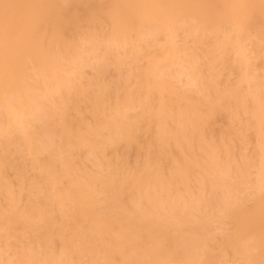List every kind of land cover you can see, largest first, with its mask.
I'll return each instance as SVG.
<instances>
[{"label":"bare ground","instance_id":"obj_1","mask_svg":"<svg viewBox=\"0 0 264 264\" xmlns=\"http://www.w3.org/2000/svg\"><path fill=\"white\" fill-rule=\"evenodd\" d=\"M176 28L203 43L205 76L196 68L194 48L173 41ZM245 32L264 38V0H0V195L7 203L0 210V230L6 241L31 233L23 256L12 261L0 255V264H264V197L256 195L247 209L231 208L253 161L244 160L238 170L222 167L207 144L204 159L194 164L213 175L209 185L224 190L218 196L205 191L204 179L197 175L198 187L190 194L186 156L183 163L174 161L169 173V142L187 149V127L193 121L187 112L180 113L182 119L169 131V114L180 112L177 105L185 97L170 90L168 77L157 74L159 66L186 62L176 72L196 81L206 78L201 100L211 106L221 95L215 62L223 47ZM160 36L165 43L157 62L148 57L145 45ZM97 44L121 45L131 56L132 87L114 99L98 79L86 81L88 88L96 87L89 97L91 125L67 114L70 101L63 96L56 140L42 128H24L38 121L42 111L44 95L35 84L62 93L82 68L99 66ZM143 59L145 66L139 69ZM244 104L242 110L253 116V105ZM145 116L156 124L155 147L145 150L141 165L127 170L122 159L105 151L132 142ZM74 145L87 147L91 170L74 166ZM40 151L48 152L45 159L35 156ZM21 152L32 156L38 181L10 162ZM7 168L15 171L17 191L6 178ZM60 177L68 178L67 186L59 185ZM171 183L179 188L172 190ZM23 189L30 197L20 209ZM52 206L59 210L57 218ZM221 210L234 224L232 237L225 239L231 261L222 251L212 253L219 243L211 231Z\"/></svg>","mask_w":264,"mask_h":264},{"label":"rangeland","instance_id":"obj_2","mask_svg":"<svg viewBox=\"0 0 264 264\" xmlns=\"http://www.w3.org/2000/svg\"><path fill=\"white\" fill-rule=\"evenodd\" d=\"M101 27L107 29L106 25H101ZM206 38L211 39L209 36H206ZM173 41L176 43L185 41L187 46L194 48L193 51L197 59L196 68L205 76L207 73V59L204 56L203 43L195 42L193 35L185 33L181 28L174 30ZM164 43L163 36H160L157 40L149 39L145 45L148 57L154 58L157 62L161 61L159 52ZM97 47L99 48L98 52L95 45V53H98L97 56L100 60L99 66L96 68H82L80 74L70 77L72 82L64 87L62 93L44 91L42 83L37 82L35 84L37 92L44 95V98L41 99L42 111L38 121H31L30 126L23 124L24 128H42L49 133L51 140H56L59 137L60 129L58 109L62 106L63 96L70 101L67 114L77 118L81 125H91L93 118L89 111V97L91 95L90 90H95L96 87L92 85L88 88L85 85L86 81L95 82V79H98L100 83L106 85V90L111 93L114 99L120 97L123 91H127L132 87L134 78L129 76V73L133 69V65L130 64L131 56L125 52V49L121 45H111L109 47L102 44L98 46L97 44ZM101 49H103L102 54L100 53ZM145 63V59L141 60L138 68H143ZM187 65L186 62H181V64H173L168 68L159 66L157 69L159 76L164 75V77L169 78L170 90L185 97L177 105L180 112L173 109L169 114V131L174 130L178 125L176 119H182L180 113L187 112L193 121L187 127L189 135L187 149L179 148L169 142V173L172 171L173 162L183 163L181 159L186 156L184 164L186 167L187 191L190 194L195 192L198 187L196 178L200 175L204 179L205 191H210L218 196L224 190V187L209 185L208 178L213 175L199 170L194 164V162L204 159L203 153L206 145L213 146L215 155L218 157L217 160L220 161L219 164H222V167L225 165V168L229 166L228 168L231 170H235V168L238 170L240 164L246 163L244 160H247V163L253 161V164L250 163L247 170L244 169L249 170L247 172L248 177H246L247 173L242 171L249 182L244 180V184L240 185L239 189L234 192L236 197H234V204L231 206L232 209H247L253 203L256 195L264 197V124L262 123L264 122V38L261 39L252 32H245L244 35L231 39L223 47L222 54L217 58L214 68L216 86L221 95L211 106L201 100L205 93L206 78L196 81L195 79H189L185 73H178L182 69L181 67H187ZM100 67L104 68L102 73H98ZM222 88L225 90H222ZM237 92L243 95L242 99L237 96ZM154 96V93H152L151 97ZM242 102H245L244 105H249V107L253 105L255 109L253 116L245 114L242 110ZM156 106L157 99L153 101V108H156ZM140 127L132 142H120L115 151H105L108 157L114 158V156H117L122 159L127 170L136 164L141 165L145 157V150L153 151L155 147V122L145 116L141 118ZM70 154L74 166L79 171L92 169L91 159L85 145H74ZM47 155V151H40L35 156L39 159H45ZM31 158L32 156L29 153L21 152L12 156L10 162L22 165V174L25 177H34L38 181L39 172L31 168ZM5 172L12 189L17 191L15 171L12 168H7ZM227 180L231 181L230 177H227ZM58 182L60 186L65 187L68 185V178L60 177ZM170 188L175 191L179 186L171 183ZM28 197L30 195L23 189L20 192L18 203L20 209L26 208ZM6 207V200L0 195V210H4ZM52 207L50 209L51 213L55 214L54 217L57 218L59 210L54 206ZM224 212V210L219 211L218 215L221 218L217 215L219 217H217L218 222L212 227V235L214 236L215 233L214 238L219 243L212 250V253L216 254L222 251L226 259L231 261L232 255L230 248L225 244V239L232 237L234 224L229 220L226 213L222 215ZM63 219L65 221L67 217L65 216ZM56 226H58V222H56ZM3 232V230H0V255L16 261L18 257L23 256V253L26 252L25 241L31 233L17 234V236L6 241ZM54 246L57 248L58 244L55 243Z\"/></svg>","mask_w":264,"mask_h":264}]
</instances>
